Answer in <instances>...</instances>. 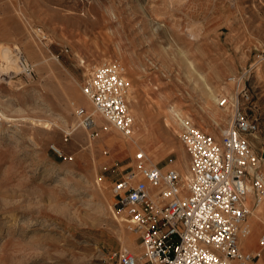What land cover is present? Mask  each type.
<instances>
[{
	"label": "rangeland",
	"instance_id": "obj_1",
	"mask_svg": "<svg viewBox=\"0 0 264 264\" xmlns=\"http://www.w3.org/2000/svg\"><path fill=\"white\" fill-rule=\"evenodd\" d=\"M4 45L33 70L0 68V264H116L120 248L138 252L112 181L137 148L188 166L172 112L221 132L229 113L216 96L229 74L249 72L258 118L249 140L264 150V0H0ZM114 58L129 81L133 147L81 90ZM77 106L93 113L95 136ZM253 210L264 216V199L246 220L255 245L264 222Z\"/></svg>",
	"mask_w": 264,
	"mask_h": 264
},
{
	"label": "built area",
	"instance_id": "obj_2",
	"mask_svg": "<svg viewBox=\"0 0 264 264\" xmlns=\"http://www.w3.org/2000/svg\"><path fill=\"white\" fill-rule=\"evenodd\" d=\"M19 62L32 73L29 62ZM248 75L247 70L227 75L217 93V104L229 113L221 132L176 114V135L189 156L188 176L176 166L150 162L137 148L132 168L112 181L113 206L139 239L138 252L122 247L115 253L116 264H246L260 255L239 246L251 208L264 199V150L249 140L258 118L251 111ZM128 89L116 58L93 66L81 84L95 110L127 136L134 130ZM75 113L95 136L93 116L83 106ZM259 242L264 244V232Z\"/></svg>",
	"mask_w": 264,
	"mask_h": 264
},
{
	"label": "bare ground",
	"instance_id": "obj_3",
	"mask_svg": "<svg viewBox=\"0 0 264 264\" xmlns=\"http://www.w3.org/2000/svg\"><path fill=\"white\" fill-rule=\"evenodd\" d=\"M16 48V47H15ZM21 51H18V52H13L12 51V49L11 48H9V47H7V45H4V46H0V68H4V70L5 71H8V70H15V69H17L18 68V70H19V68L20 69H23V66H22V64L19 62V60L20 59H24L25 61H27V62H29L28 61V59H27V57L23 54H21L20 53ZM30 63V62H29ZM3 70V69H2ZM16 71V70H15ZM132 91V90H131ZM130 95V94H129ZM88 97V96H87ZM89 98V97H88ZM132 99V98H131ZM135 100V99H134ZM131 108V107H130ZM95 109V108H94ZM87 112V111H86ZM95 112H96V110H95ZM87 113H89V114H91L92 116H93V113H91V112H87ZM172 113H174V116H172V118H173V122H175V123H178V120H177V117H176V114L177 113H181V114H183L181 111H179V110H173V112ZM142 116H144V115H142ZM187 118H189V119H192L191 117H187ZM140 120H142V122L140 121L139 122V126L141 127L142 125V127L144 128V126L146 125V122H145V120H144V118H139ZM94 120V119H93ZM136 126V125H135ZM85 127V126H84ZM86 129H89V128H87L86 127ZM120 131V130H119ZM134 132H135V130L133 131V133L132 134H130V135H125V139H124V141L123 142H125L126 143V146L127 147H133V145H138V135L137 134H134ZM114 142V141H113ZM122 143V142H121ZM55 150H57L58 152H59V150L58 149H56L55 148ZM145 152V151H144ZM145 155L147 156V154H146V152H145ZM182 158L180 159V163H182V164H185L186 165V163H187V159L186 158H184V156L182 155L181 156ZM147 159L150 161V162H152V163H154L152 160H150L149 158H148V156H147ZM170 163H173V161H171ZM178 164H179V162H177ZM169 164H167V165H165V166H168ZM173 166H176L177 168H178V170H179V172L181 173V171H182V175L183 176H188V174H189V169H188V166L186 165V166H183L182 168H181V171H180V168L178 167V165L177 164H172ZM119 216L121 217V218H123V216L121 215V214H119ZM263 247H264V245H263ZM262 247V248H263ZM261 248V249H262ZM135 252V251H134ZM259 252H262V250H260ZM261 257V256H260ZM259 257V258H260ZM258 258V259H259Z\"/></svg>",
	"mask_w": 264,
	"mask_h": 264
},
{
	"label": "crops",
	"instance_id": "obj_4",
	"mask_svg": "<svg viewBox=\"0 0 264 264\" xmlns=\"http://www.w3.org/2000/svg\"><path fill=\"white\" fill-rule=\"evenodd\" d=\"M112 137H114V136H112ZM112 139H111V142L113 143L114 140H112ZM114 142H117V141H114ZM158 162L161 164V162L159 160H158ZM170 164H177V162H173V163H170ZM161 165H165V163H162ZM252 213L255 214V216L257 217V219H259L260 221H263L264 222V216H261L260 213H257L256 212V210H253ZM248 217L249 216H247V218ZM247 218H246V220H247ZM247 226L249 227V225H247ZM263 232H261L260 234H259V232L257 233V235L259 234L258 241H259V238H260V236H261V234ZM245 235H246V237H245ZM253 241H254L253 235L251 233H248V230H247L246 233L241 234L240 237H239V246H240L241 250H243V251H252V252L257 251V250L260 251L264 244H260V242H259V244H255L254 245V244H252ZM258 246H260V247L258 248ZM263 251H264V247L262 248V252ZM262 252H260V255L258 257H255L252 260L247 261L246 264H258V262H264V260L262 259V256H263L262 255ZM259 257H260V259L257 262V260H258Z\"/></svg>",
	"mask_w": 264,
	"mask_h": 264
}]
</instances>
